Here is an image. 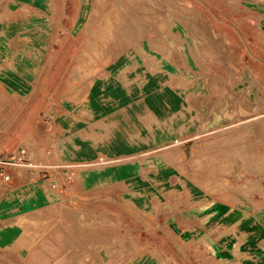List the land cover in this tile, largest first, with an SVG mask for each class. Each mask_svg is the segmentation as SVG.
<instances>
[{"label":"rangeland","instance_id":"1","mask_svg":"<svg viewBox=\"0 0 264 264\" xmlns=\"http://www.w3.org/2000/svg\"><path fill=\"white\" fill-rule=\"evenodd\" d=\"M9 1L0 0V33H7L0 36V60L4 52L13 54L15 73L5 75L8 88L0 87V149L6 151L0 160L27 149L41 173L9 163L12 179L0 182L32 178L48 191L49 204L0 221V264H213L214 258L244 264L264 253V0H69L60 16L47 20L55 36L45 39L36 36L42 0H19L17 7ZM56 28L72 34L56 39ZM26 29L34 33L30 45L64 46L58 54L51 48L34 54L44 69L38 77L18 73L16 31ZM166 46L173 73L187 77L177 90L192 120L190 166L180 167L183 176L148 213L137 206H125L122 215L113 205L115 211L80 205L69 194L79 167L56 166L52 137L45 139L53 129L52 117L44 115L56 108L49 100L56 96V64L80 67L76 89L57 93L72 89L82 101L83 84L100 65L152 71ZM83 53L88 60L81 61ZM36 135L44 143L30 145ZM2 196L0 187V211L6 208ZM10 222L15 228L4 231Z\"/></svg>","mask_w":264,"mask_h":264},{"label":"crops","instance_id":"2","mask_svg":"<svg viewBox=\"0 0 264 264\" xmlns=\"http://www.w3.org/2000/svg\"><path fill=\"white\" fill-rule=\"evenodd\" d=\"M9 2L14 7L21 6L19 0ZM68 3L69 0H42L43 5L37 6L35 15L39 26L36 36L39 39L55 36V32L48 31L47 20L60 16L62 7ZM16 33L21 38L20 48L15 51L20 59L17 66L21 75H24L23 70H30V74L34 76L37 73L38 77L43 67L39 57L34 61L35 53H47L51 48L54 54H58L64 49L60 41L56 47H49L43 42L30 45L29 39L34 33L27 29ZM70 34L71 30L56 28V39L70 37ZM73 34L76 36V32ZM6 35L5 31L0 33V36ZM12 55L4 52L1 56L0 87L8 88L12 84L4 79L6 73H15ZM162 59L160 64L153 65L155 68L152 71L146 65L132 74L118 63L113 66L100 65L97 73L85 80L83 85L86 90L82 101L70 94L72 89L66 88V92L57 93L59 87L76 89L75 79L80 67L71 66V63L64 67L56 64V96L53 94L49 97V100L52 98L55 101L56 108L49 115H44L52 117L53 129L51 136L45 139L52 137L56 166L79 167L74 181L70 183L69 194L80 205L88 208L108 205L111 211H115L113 205L122 215L125 206H137L140 212L148 213L157 206V200L170 190L168 185L183 176L180 167L190 166L194 147L189 145L188 134L192 120L182 112L183 101L177 90L187 81L186 73L183 74L182 70L179 75L178 72L173 73L172 55L167 46ZM181 63L184 64L183 60ZM156 71L159 73L156 74ZM29 143L40 145L44 142L36 135L31 137ZM2 153L6 151L0 149ZM94 162L101 166L91 167ZM31 180L28 177L23 180L18 175L10 183L0 182L4 190L1 198L5 197L3 202L6 206L0 211V221L7 223L16 219L17 215L33 213L49 204L48 191L41 188V183L31 184ZM33 186L35 188L32 189ZM25 189L31 190L30 193H25ZM146 198L150 199L149 208H144ZM8 226L5 225L4 231L15 228L11 222ZM263 230L261 226L260 231ZM215 253L217 251L213 249V256ZM251 257L244 264H264V253L251 254ZM217 260L214 258L213 264H220ZM198 264L206 263L201 259Z\"/></svg>","mask_w":264,"mask_h":264},{"label":"built area","instance_id":"3","mask_svg":"<svg viewBox=\"0 0 264 264\" xmlns=\"http://www.w3.org/2000/svg\"><path fill=\"white\" fill-rule=\"evenodd\" d=\"M2 157V160H0V178L4 181H10L12 179L11 171L6 169V165H9V163L26 166V168H29V170L33 171V173H41L37 171L38 169H36L38 162L30 158V154L27 149H21V151L16 156H10L8 158L4 156ZM3 165H5V167H3ZM69 178L71 177L69 176Z\"/></svg>","mask_w":264,"mask_h":264},{"label":"bare ground","instance_id":"4","mask_svg":"<svg viewBox=\"0 0 264 264\" xmlns=\"http://www.w3.org/2000/svg\"><path fill=\"white\" fill-rule=\"evenodd\" d=\"M129 1H130V0H129ZM129 1H128V2H129ZM133 1H134V0H133ZM142 1H143V3H144V0H142ZM101 2H102V1H101ZM101 2H100V3H101ZM145 2H146V1H145ZM148 2H149V1H148ZM152 2H153V1H152ZM155 2H156V1H155ZM130 3H131V1H130ZM132 3H133V2H132ZM140 3H141V2H140ZM149 3H150V2H149ZM153 4H154V3H153ZM153 4H152V5H153ZM159 4H160V3H159ZM98 5H99V4H98ZM155 6H156V5H155ZM157 7H158V6H157ZM159 7H160V6H159ZM175 12H176V11H175ZM181 14H182V13H180V15H181ZM178 15H179V14H178ZM188 15H189V14H188ZM174 16H175V15H174ZM176 16H177V15H176ZM176 16H175V17H176ZM185 16H186V15H185ZM179 17H180V16H179ZM188 17H189V16H188ZM179 19H180V18H179ZM183 19H184V18H183ZM190 19H191L192 21H194L197 25H199V24H198V21H197V18L195 17V15H193V16L190 15ZM185 20H186V19H185ZM109 21H110V19H109ZM187 21H188V20H187ZM192 21H191V22H192ZM184 22H185V21H184ZM108 23H110V22H108V21H107V23L105 22V24H106V26H105L106 29H107L108 26L110 25V24L108 25ZM195 23H193V24H195ZM168 24H169V23H168ZM187 24H188V23H187ZM103 25H104V24H103ZM109 27H110V26H109ZM99 30H100V29H99ZM103 31H104V30H103ZM106 31H107V30H106ZM101 37H102V36H101ZM94 44H96V43H94ZM92 46H93V45H92ZM95 46H96V45H94V47H95ZM96 48H97V46H96ZM95 50H97V49H95ZM90 57H91V56H90ZM88 59H89V55H88L87 53H83V54L81 55V61L88 60ZM90 62H92V61H90ZM80 64H81V63H80ZM87 64H88V63H87ZM81 66H84V65L82 64Z\"/></svg>","mask_w":264,"mask_h":264}]
</instances>
